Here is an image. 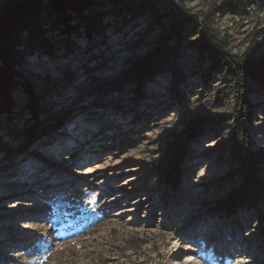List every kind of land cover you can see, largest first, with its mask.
I'll use <instances>...</instances> for the list:
<instances>
[{"label": "rangeland", "instance_id": "1", "mask_svg": "<svg viewBox=\"0 0 264 264\" xmlns=\"http://www.w3.org/2000/svg\"><path fill=\"white\" fill-rule=\"evenodd\" d=\"M7 1L0 0V9ZM123 1L97 0L96 7ZM233 1L183 4L199 19L215 13L211 26L226 38L228 54L259 44L252 62L264 60V0L231 9ZM106 22L111 25L90 41L82 32L67 40L57 37L62 26L51 17L46 26L57 44L55 58L21 48L15 113L0 117V139L9 145L8 153L0 151V264H264V215L241 210L228 216L219 209L238 184L226 178L232 119L204 123L188 143L178 188L162 185L149 165L185 121L234 112L231 93H220L222 72L204 80L199 72L208 64L187 48L197 30H189L176 62L184 78L179 96L171 94L170 74L156 76L141 94L131 86L101 96L89 93V77L116 78L147 56L159 35L150 18L119 32L117 20ZM250 100L257 148L264 146V93ZM56 118L62 123L53 131L49 122Z\"/></svg>", "mask_w": 264, "mask_h": 264}, {"label": "trees", "instance_id": "2", "mask_svg": "<svg viewBox=\"0 0 264 264\" xmlns=\"http://www.w3.org/2000/svg\"><path fill=\"white\" fill-rule=\"evenodd\" d=\"M183 1L124 0L117 6L103 10L96 7L97 0H8L0 9V117L15 113L13 93L22 85L16 79L15 64L21 56V48L36 52L38 56H56L57 44L49 36L46 26L48 18L54 17L62 26L57 37L64 35L67 40L82 32L90 41L94 35L103 34L111 25L106 22L108 18L118 21L117 32L126 24L145 18H150V25L157 27L159 35L147 56L132 61L114 79L106 81L89 77V93L101 96L123 92L131 86H134V92L141 94L145 85L162 74L171 75V94L173 97L179 96V85L184 78L176 62L180 59L185 41L190 38L189 30H197L187 41V48L208 64L207 69L199 72L204 80H208L212 72H222L226 85L220 93L221 96L231 93L234 112L219 117L199 116L185 121L183 129L173 134L162 153L153 158L149 165L162 185L178 188L187 158L188 143L202 133L204 123L218 125L232 119L228 139L231 167L226 178L237 180L238 184L219 202V209L228 216L241 210L264 215V174L261 172L264 146L256 148L250 135L254 107L250 97L257 92L264 93V60L252 62L259 44L249 46L240 56L228 54L226 38H220L211 26L215 13L209 11L199 19L197 15L189 13ZM246 1H233L231 9ZM167 4L174 8L167 10ZM163 9L166 11L163 12ZM71 21L74 23L71 24ZM25 92L30 97V111L37 117L35 97L29 87L25 88ZM61 123L60 118L50 120V129L57 130ZM38 126L40 123L30 130L31 138L36 136ZM6 131L12 137L15 135V130ZM8 146L0 139V151L8 153Z\"/></svg>", "mask_w": 264, "mask_h": 264}]
</instances>
